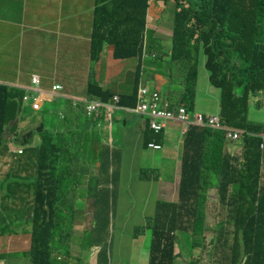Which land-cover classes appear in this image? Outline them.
Returning <instances> with one entry per match:
<instances>
[{
	"label": "trees",
	"instance_id": "trees-1",
	"mask_svg": "<svg viewBox=\"0 0 264 264\" xmlns=\"http://www.w3.org/2000/svg\"><path fill=\"white\" fill-rule=\"evenodd\" d=\"M152 1L156 0H95L91 61L98 59L106 45L113 47L115 59L138 58L142 61L143 47L149 44L152 48L155 43L154 39L151 42L143 40ZM173 1L176 11L170 53L160 57L158 63L160 70L167 59L168 85H175V89L181 90L176 95L171 88V103L174 106L184 105L189 112L196 113L198 61L202 55L210 84L221 90L219 114L224 124L241 129L244 134L238 145L226 139L225 131L190 127L185 141L187 151L181 166L179 204H163L161 215L150 227V264H176L179 255L176 252L179 241L176 234L179 232L188 235L191 229L193 238L189 246H202L204 203L211 189H217L219 209L228 212L227 220L220 223V228L224 231V239L226 234L232 237L229 264H264V185L261 184L264 125L253 124L247 115L248 98L264 91V0H241L247 4L240 5H233V0ZM175 68L183 73L179 72L181 75L177 79L172 77L176 75ZM141 69L139 64L136 88L132 94L120 97L119 107L136 106L138 85H143L140 83ZM180 79L182 81L177 85ZM239 87L242 91L237 96L235 90ZM24 93L18 87L0 83V172L5 134L14 121L9 117V109L12 105L18 115L21 113ZM87 93L105 103L113 97L93 79L88 83ZM28 112L32 113L31 110ZM37 130L40 134V129ZM35 135L34 131H30L24 140ZM41 142L36 184L39 210L46 204L47 153L44 134ZM194 144L198 149L188 154L189 146ZM227 145L240 146L241 157L224 152ZM230 225L232 228L228 227ZM49 239L50 230H46L45 223L37 214L30 249L31 264H52ZM217 242L216 238L214 243Z\"/></svg>",
	"mask_w": 264,
	"mask_h": 264
},
{
	"label": "crops",
	"instance_id": "crops-1",
	"mask_svg": "<svg viewBox=\"0 0 264 264\" xmlns=\"http://www.w3.org/2000/svg\"><path fill=\"white\" fill-rule=\"evenodd\" d=\"M14 1L16 2L15 6L13 5ZM164 1L162 2V7L167 8V10L157 9L159 0L150 2L147 15V30L153 36L156 34V37L161 40V45L169 47L168 50L163 51V53H168L172 41V20H174L176 10L173 0ZM153 2L155 6L154 12L149 14ZM94 3L95 0H0V83L18 87L25 91L32 85V77L36 75L39 77L40 87L46 95L50 93L51 89L42 86L43 77H40L36 71L38 68L43 67L52 77L53 85H61L63 87L62 90L58 91L59 94L55 100L45 101V103L48 102L50 104L49 108L46 109V121L35 126L40 129V134L38 133L32 138V143L34 144H24L32 145L35 150L24 160L17 158L19 155H25L24 145L18 149L16 146L13 148L12 144L20 135L33 131V129L29 128L30 118L33 114L28 112L29 109L22 108L21 113L18 115L13 106H10L8 114L14 121H12L13 125L7 128L5 134L2 164L8 163V168L0 186V189L4 190V193L0 195V204L5 203L9 193H15L18 196L20 201L15 203L12 211L6 206L8 218L6 217L5 221L22 222L20 227L23 230L11 236H0V262L4 261L3 264L32 263L30 249L33 225L37 214L40 215V221L45 223L46 230H53L59 221V211L67 212L62 206L65 191L68 189L73 191L91 189V176L100 168V166H97V158L100 156V145L115 143L113 136H111L113 135L111 131L114 109L110 113V117H108V112L105 109H101L97 117L89 118L85 114L83 103L78 102L73 105L72 99H97L90 97L87 93L88 83L91 78L103 90L112 93L113 96L121 97L132 94V92L119 93L113 91L115 86L133 85V91L136 88L137 67L134 69L133 64L128 62L130 59H115L112 46H105L96 61L92 62L90 60V42L93 28L89 24V19L93 18ZM232 4L240 5L247 4V2L233 0ZM165 11L169 12V17L158 14ZM233 11H236V9ZM10 19L11 21H9ZM159 20L166 27L160 28L158 26ZM152 21H155V26L152 25ZM168 30L171 31L170 35L165 33ZM30 46L36 48L35 53L29 52ZM147 47H149V44ZM71 52L74 58L67 56V53ZM152 67H154L153 70L156 72L155 66ZM146 69L145 67L142 68L141 72H145ZM177 69L179 71V68ZM155 72L149 74L147 82H151L158 91L162 88L166 89L171 97V89L170 85H168L169 74L161 72V69L159 73ZM162 73L166 77L160 75ZM180 73L183 74L182 72ZM160 78L163 79L162 88L156 87V82H159ZM84 92L87 95H84ZM172 92L179 95L181 90L179 88ZM162 94L165 95V93ZM260 94L262 92L257 95ZM174 97L177 99L175 95ZM166 98L170 100L168 97ZM219 100L220 98L218 97L213 104L219 105ZM111 101L112 98L109 102ZM45 103L43 107H45ZM124 111L134 113L127 110ZM61 112L65 116L64 119L60 117ZM194 112L201 113L204 116H212L206 114L205 110ZM81 117L85 119L83 123L79 121ZM117 121L123 124L127 133H136L139 143L142 140L146 143L139 144L142 148V153L144 152V145L148 147L149 143L161 146V149L148 147L152 152L146 154L147 167L154 173V179H157L156 200L153 208L148 210V213L152 216V222L155 223L157 217L161 215V206L163 204H179L181 166L187 151L185 141L190 128H186L182 124L170 123L163 132L156 135L148 130L146 120L145 122L143 121L142 125L135 128L129 127L127 118L118 117ZM68 126L71 127V135L67 134ZM147 132H150V135ZM43 134L47 153L45 168L46 204L43 209L39 210L36 196L38 174L36 175V180L29 183H13L9 180L17 170L27 172L32 169L29 167L28 160L38 156ZM228 144L230 143L228 142ZM197 149L198 146L195 144L189 146L188 154L195 153ZM19 150H23V153L19 154ZM224 152H230L240 157L241 147L227 145ZM77 155H80V157H77ZM263 170L264 158L262 175ZM35 172L37 173V168ZM172 172L178 175L177 180L161 184V174L165 175ZM133 179L134 174L132 173L131 180ZM145 179H147L146 172L140 170L138 180L143 181ZM205 207L207 211L209 207L208 201ZM218 210L222 211L219 206ZM132 212L133 207L131 205L130 214ZM84 218L83 216L81 221L78 220L73 223L76 230L85 226ZM91 248L92 253L85 259L84 264H107L108 260L101 245L93 243ZM117 257L115 259L116 262L112 264H131V260H133V255L129 259L127 254H118ZM51 259L52 264H74L71 257L62 255L51 254Z\"/></svg>",
	"mask_w": 264,
	"mask_h": 264
},
{
	"label": "rangeland",
	"instance_id": "rangeland-1",
	"mask_svg": "<svg viewBox=\"0 0 264 264\" xmlns=\"http://www.w3.org/2000/svg\"><path fill=\"white\" fill-rule=\"evenodd\" d=\"M204 1L208 2V0ZM162 2L165 1L159 0L157 9L167 10V8L162 7ZM13 5H16L15 1ZM154 7L153 2L149 14H153ZM158 14L165 17H169L170 15L168 11ZM9 21H11V19ZM154 22L155 21H152L153 26H155ZM92 23L93 18H90V26H92ZM173 23L174 20H172V24ZM158 26L160 28L166 27L161 20H159ZM165 33L170 35L171 31L168 30ZM151 39L155 40V44L153 48L147 46L143 47V60L140 61L138 58H133L128 60V62L133 64L134 69H136V67L138 68L139 64H141L142 68H147L145 72H141L140 82L145 86L154 88L151 82H147V78L150 73L155 72L152 66H155L157 69L155 73H159L157 63H160V57L167 56V53H163V51L168 50L169 47L163 44L161 45V40L156 37V34L153 36L149 30H146L143 40L145 42H151ZM167 42L169 43L168 40ZM41 44L43 43L41 42ZM29 52L35 53L36 48L30 46ZM67 56L74 58L72 52L67 53ZM166 60L167 59L164 60L163 66L161 67V72L169 73L168 62ZM192 63H194V60ZM204 65L205 57L201 55L198 61L196 105L194 106V111L205 110L206 114L214 116L219 113L220 104L213 103L217 101L218 97L220 98L221 90L210 84L207 78L208 72ZM36 71L40 77H43L42 86L51 89L54 83L52 77L43 67L38 68ZM175 72L176 75L173 74L172 77L174 76L177 79V76L181 74L177 68H175ZM160 75L166 77L163 73ZM181 81L182 79L179 80L177 85H179ZM162 84L163 79L160 78V81L156 82V87L162 88ZM171 88H173V90L179 89H175V85H170V89ZM113 91L131 93L133 92V85H118L113 87ZM241 91V87L235 90L238 94L237 96L241 95ZM24 92L23 97L26 95L27 91ZM158 93L160 95L165 93V95L162 94L163 97H165V99H167L166 97L170 99V94L166 89L162 88ZM83 94L87 95L86 92ZM248 102L249 115L248 112L247 115L249 120L253 124L264 125V91L257 96L251 95L248 98ZM49 105L50 104L46 102L42 110L36 112V114L32 112L33 116L30 118L29 128L33 129L36 135H38V130L35 126L40 123H45L47 114L46 109L49 108ZM118 117L127 118L129 120V127L132 128L142 125L143 121L145 122V120L137 114L126 112L121 109H114L111 131L113 135L111 136H113L115 143L100 145V156L97 158V166H100V168L91 176V189L66 190L62 206L67 212L59 211V221L56 223L54 229L50 230L48 244L51 246L52 254L71 257L74 264L85 263V259L92 253L91 245L93 243H99L101 245L108 260L107 264L115 263L118 254H127L128 259L133 255L131 264H150V248L152 243V231L150 227L153 222L152 216H150L148 210L153 208L156 200L157 179H154V173L147 167L146 154H150L152 150L144 145V152L142 153V148L139 144L146 143H144L143 140L139 143L136 133H127L123 124L117 121ZM84 120L83 117L79 119L82 123ZM70 128V126L67 128L68 135L72 134ZM147 134L150 135V132H147ZM25 136L26 134L17 137L12 144L13 148L16 146L19 149L24 144H34L32 143V139L24 140ZM23 149L26 150V153L24 156H17L20 160H24L35 151L32 145H24ZM77 157H80V155H77ZM38 158L39 155L28 160L29 167L32 168L31 170L27 172L17 170L9 181L13 183H29L35 181L37 175L35 170L38 166ZM7 168L8 163H3L0 172L1 182L4 179L3 177L5 176ZM140 170L146 172L147 179L143 181L138 180ZM132 173L134 174L133 180H131ZM177 176L175 172L165 175L161 174V184L175 182ZM261 184L264 185V170L261 177ZM3 193L4 190L0 189V195ZM18 201H20V199L15 193H9L5 199V203L0 204V236H11L23 230L20 227L22 222L5 221V218H8L6 206L12 211L15 203ZM207 201L209 202V207L206 211L205 204ZM219 203L217 189L209 190L207 199L204 203L205 215H203L205 216V224L204 232L201 235L202 246L196 248H191L189 246V241L193 238L192 232L190 231L191 229L188 230V235L181 232L176 234L179 240L176 247V252L179 254L176 264H229L230 247L233 241L232 237L228 234H226L225 239L223 238L224 231L220 228V225L227 220L228 212L219 211ZM131 205L133 207L132 214H130ZM83 216L85 217V226L76 230L73 223H76L78 220L81 221ZM228 227L232 228L231 225ZM213 229L215 232H213ZM216 238L218 242L214 243ZM3 263L4 261L0 262V264Z\"/></svg>",
	"mask_w": 264,
	"mask_h": 264
},
{
	"label": "built area",
	"instance_id": "built-area-1",
	"mask_svg": "<svg viewBox=\"0 0 264 264\" xmlns=\"http://www.w3.org/2000/svg\"><path fill=\"white\" fill-rule=\"evenodd\" d=\"M62 87L54 85L48 94H44L40 87V79L34 75L32 77V85L28 87L26 95L22 98V104L33 111H40L43 108L45 101L54 100L57 92ZM136 106L131 109L119 107L120 97L115 95L112 101L105 103L97 99H72L73 105L82 102L85 109V114L89 118L97 117L101 109H105L110 113L115 108L124 109L134 112L146 119L147 128L153 134H160L170 123H178L186 128L195 126L199 128H207L212 130H222L226 132V139L232 143H241L244 131L241 129L229 127L224 124L220 114L214 116H204L201 113H191L184 105L173 106L168 99H164L158 90L151 89L145 85H139L137 89ZM63 118L64 114L60 113ZM264 139V136H262ZM149 148L161 149V146L155 143H149ZM261 149L264 150V141L261 143Z\"/></svg>",
	"mask_w": 264,
	"mask_h": 264
},
{
	"label": "clouds",
	"instance_id": "clouds-1",
	"mask_svg": "<svg viewBox=\"0 0 264 264\" xmlns=\"http://www.w3.org/2000/svg\"><path fill=\"white\" fill-rule=\"evenodd\" d=\"M138 86H139V85H138ZM162 97H163V96H162ZM112 98H113V97H112ZM163 98H164V97H163ZM164 99H165V98H164ZM83 100H84V99H83ZM169 101H170V100H169ZM170 102H171V101H170ZM172 105H173V104H172ZM173 106H174V105H173ZM175 106H178V105H175ZM185 107H186V106H185ZM22 108H23V109H24V108L29 109L28 107H25L23 104H22ZM43 108H44V107H43ZM29 110H30V109H29ZM84 110H85V109H84ZM187 110H188V109H187ZM31 111H32V112H35V113L38 112V111H33V110H31ZM61 113H62V112H61ZM60 117H61V116H60ZM61 118H62V117H61ZM64 118H65V116H64L62 119H64ZM144 119H145V118H144ZM145 120H146V119H145ZM146 127H147V124H146ZM190 127H191V126H190ZM190 127H189V128H190ZM148 130H149V129H148ZM18 153H19V154H22V153H23V150H19Z\"/></svg>",
	"mask_w": 264,
	"mask_h": 264
}]
</instances>
